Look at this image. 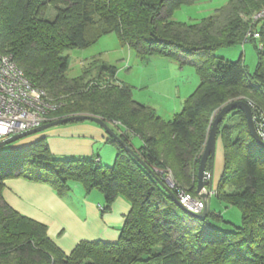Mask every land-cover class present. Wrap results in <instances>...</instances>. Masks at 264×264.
<instances>
[{"label": "trees", "instance_id": "16d2710c", "mask_svg": "<svg viewBox=\"0 0 264 264\" xmlns=\"http://www.w3.org/2000/svg\"><path fill=\"white\" fill-rule=\"evenodd\" d=\"M195 1L0 0V48L58 106L51 120L73 114L101 118L152 170L169 168L176 187L197 195V167L212 111L240 94L263 103L264 20L251 23L245 16L263 8L264 0H227L198 21L171 19L177 8ZM249 28L259 37H246ZM108 32L139 57L193 61L198 85L172 119L135 100L131 86L116 79V67L98 58L85 63L80 74L67 75V50L86 47ZM248 40L256 41L258 56L251 74L241 58L215 56L220 47ZM233 111L240 116L237 123L225 124L224 116L217 124L223 168L215 195L225 208L237 209L238 223L211 207L203 217L183 211L109 134L115 158L104 166L95 156L53 154L44 130L0 148V264H264V150L243 113ZM79 121L86 120L68 123ZM135 136L142 141L138 147ZM213 157H207V171ZM7 177L47 184L59 196L78 181L86 192H101L103 211L117 196L127 199L130 209L116 241L80 240L65 253L48 236L46 224L3 199Z\"/></svg>", "mask_w": 264, "mask_h": 264}, {"label": "rangeland", "instance_id": "374dc122", "mask_svg": "<svg viewBox=\"0 0 264 264\" xmlns=\"http://www.w3.org/2000/svg\"><path fill=\"white\" fill-rule=\"evenodd\" d=\"M226 2L227 0H197L193 4L182 5L177 8L172 13L171 19L187 22L198 21L199 19L212 14L216 8L222 6ZM247 16L245 17L247 18ZM255 43L256 41L253 42L248 40L243 42L242 44L238 43L230 46L220 47L214 53L216 57L224 58L227 60H236L238 58H241L246 71L251 74L254 72L258 62V56L254 47ZM258 47L260 46L258 45ZM260 48H262V45ZM65 55H68L69 59L67 75L70 77L80 74L83 65L93 57L115 66L116 79L119 80V82L121 81L131 86L133 98L145 105L153 107L155 111L165 120L172 119L174 114L178 113L181 110L184 99L190 94L189 92H192L196 88L199 81L196 68L193 64V61L189 57H187L186 59H182L181 61H178L177 59L169 60L156 54L139 57V55H137L133 49L129 48L126 44H123L118 39V36L115 32H108L102 35L99 39L92 42L86 47L67 50ZM238 99L244 100L249 103L252 109L261 106L262 108H259L264 111V92H262L263 103L255 96L240 94L239 96L233 97L227 100L222 105L216 107L212 111V117L219 111V109L223 105ZM239 120L240 116L232 109L225 115L224 123L233 125ZM67 124L68 123L54 126L50 129H45L44 131L47 132L55 128H62ZM219 145H222L220 135L215 142V153L213 159H215L216 154L220 155V152L222 153V156L220 158V162L215 167V173L213 172L212 187L210 189L206 187L205 189L206 192H208L209 190L213 191L211 194V202L212 206L215 205L216 207L218 205V200L216 199L215 189L217 181L220 177V169L223 165V145L222 150H219ZM103 149L108 150V152ZM94 150L95 152L98 151L99 154L100 152L104 151V158L102 157V161L98 162L100 165H111L113 163L115 153L114 147L111 144L102 142L99 145V143H96L94 145ZM107 155L111 158L105 160ZM11 178L17 177H7L4 179V183L6 180H10ZM22 179L26 180L24 178ZM79 183L80 182L78 181H71L70 185L72 186L73 184H75L73 186H76V184ZM79 188V186L72 188V192L64 199L72 207L77 206L75 199L79 200ZM228 188L230 189V186H227V189ZM219 207L221 208V210ZM98 209L101 210L100 207H98ZM217 211H222L221 214L223 215V217L233 221V223L239 222V212L237 211V209L232 207L230 208V210H228V212H226L227 214H224V206L221 204L218 205ZM41 218L45 219V217L42 216ZM71 225L74 228L80 226V224L78 223H72ZM79 229L82 228L78 227V229L76 230H71L69 234L74 238L79 239V236L81 234V231ZM56 230L57 229H55L54 227L53 230L50 231V233H52L53 231V233H55Z\"/></svg>", "mask_w": 264, "mask_h": 264}, {"label": "crops", "instance_id": "0c3cea01", "mask_svg": "<svg viewBox=\"0 0 264 264\" xmlns=\"http://www.w3.org/2000/svg\"><path fill=\"white\" fill-rule=\"evenodd\" d=\"M63 124L65 123L58 125ZM43 134L46 136L49 149L53 154L71 156L93 155L99 162L102 161L104 151L100 152V154L98 151L95 152L94 145L96 143L100 145L102 142L111 144L106 140L108 136L107 132L99 124L90 120L71 122L62 128H55L47 132L44 131ZM218 137L219 135L216 136V139ZM132 142L135 147L142 144L141 139L137 136L132 138ZM111 145L113 146V144ZM219 150H222V145H219ZM115 151L114 147V153ZM106 152H108V150H106ZM221 156L222 153L220 152V155L216 154L217 161L216 157L213 160L211 168L212 178L213 172L215 173V167L220 162ZM109 158L111 157L107 155L105 160ZM222 168L223 165L221 166L220 174ZM5 183L2 189L3 199L18 212L35 220L38 219L37 221L40 220L39 222L46 224L48 236L65 253H69L80 240L116 241L120 233V228L125 221V216L130 209L129 201L122 196H117L111 203L110 208L103 211L104 198L101 192L95 189L86 192L81 183H79L80 185L76 184V186H73L75 184L72 186L69 184V191L62 196L56 194L55 190L47 184L31 182L18 177L11 178L10 180L8 179ZM77 186L80 187L78 190L80 196L78 198L79 200L75 199L77 206L72 207L64 199L72 192V188ZM218 205L221 204L218 202ZM218 205L217 207L215 205L212 206L210 196L209 208L213 207V209L217 210ZM98 207H100L101 210H99ZM228 210H230V207H224V214H227L226 212H228ZM41 216L45 217V219L41 218ZM72 223H78L80 224L78 227L82 228L79 229L81 231L79 239L69 234L71 230L78 229V227H72ZM54 227L57 229L55 232L56 234L53 233L54 231L50 233Z\"/></svg>", "mask_w": 264, "mask_h": 264}, {"label": "built area", "instance_id": "2783aa9c", "mask_svg": "<svg viewBox=\"0 0 264 264\" xmlns=\"http://www.w3.org/2000/svg\"><path fill=\"white\" fill-rule=\"evenodd\" d=\"M246 19L251 23L264 20V7ZM246 37L258 38L259 33L249 28ZM57 107L47 92L33 85L11 55L0 48V140L48 122L51 120L50 112ZM252 112L256 131L264 142V111L255 107ZM153 171L161 176L171 190H176L174 193L179 202L188 210L193 213L202 211L203 199L198 194L193 195L184 188L176 187L170 169L154 168ZM212 192H206L207 199Z\"/></svg>", "mask_w": 264, "mask_h": 264}, {"label": "water", "instance_id": "95a60500", "mask_svg": "<svg viewBox=\"0 0 264 264\" xmlns=\"http://www.w3.org/2000/svg\"><path fill=\"white\" fill-rule=\"evenodd\" d=\"M232 109H238L240 110L245 119H246V124L248 127V130L257 143L259 147H261L264 150V142L258 135L254 120H253V112L251 109V106L249 103H247L244 100L238 99L231 101L225 105H223L219 111L214 115L213 120L211 121V124L208 129L205 145L203 147V151L201 153V156L199 158V163L197 167V173H196V193L203 199L204 201V207L201 212L199 213H193L190 210H188L184 205H182L176 194L174 193L171 188H169L164 182L160 180V178L154 173V171L127 145L120 139V137L111 129V127L101 118L90 115V114H73V115H67V116H62L58 117L56 119L50 120L48 122H45L39 126H36L34 128L28 129L26 131L14 134L12 136L3 138L0 140V148H3L5 146H8L23 137L33 135L36 133H39L51 126L58 125L61 123H65L71 120H90L93 121L97 124H99L106 132L107 134L111 135L114 139H116L121 145H123L124 148H126L131 156L148 172L153 176L159 185L171 196V198L175 201V203L186 213L197 216V217H203L206 216L208 211H209V199H207L205 189L211 188L212 187V169L207 171L206 170V160L209 154L214 156L215 153V142H216V132H217V124L222 120V118Z\"/></svg>", "mask_w": 264, "mask_h": 264}]
</instances>
